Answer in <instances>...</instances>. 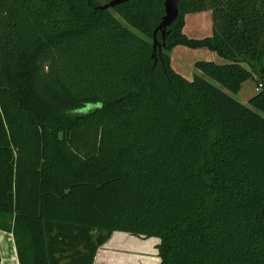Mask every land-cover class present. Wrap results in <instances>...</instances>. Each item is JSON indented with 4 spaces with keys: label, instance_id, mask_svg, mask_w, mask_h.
<instances>
[{
    "label": "trees",
    "instance_id": "trees-1",
    "mask_svg": "<svg viewBox=\"0 0 264 264\" xmlns=\"http://www.w3.org/2000/svg\"><path fill=\"white\" fill-rule=\"evenodd\" d=\"M108 1L0 0V230L19 263L94 264L124 231L158 237L159 264H264V0H179L154 55L166 0ZM203 10L212 34L189 37ZM177 45L227 61L188 79ZM200 72L259 90L245 104Z\"/></svg>",
    "mask_w": 264,
    "mask_h": 264
},
{
    "label": "crops",
    "instance_id": "crops-1",
    "mask_svg": "<svg viewBox=\"0 0 264 264\" xmlns=\"http://www.w3.org/2000/svg\"><path fill=\"white\" fill-rule=\"evenodd\" d=\"M183 30L189 37L193 38L210 36L213 32L212 11L203 10L186 14ZM200 58L214 60L219 63L227 61L225 57L208 47L192 48L186 45H177L170 51L172 67L188 79H192L197 72L195 63ZM249 80L243 83L241 90L248 84ZM256 88L257 85L254 88L255 92H257ZM2 233L9 234L11 237L7 238L1 235ZM159 242L160 239L157 237H151L149 240L144 239V237L136 239L129 234L115 231L111 238L98 249L94 264H159L161 260L157 248ZM1 244H4V246L9 245V247L13 246L12 253L9 256H3L0 248L2 263L20 264L15 239L11 232L0 230V247ZM7 258L10 263L6 262Z\"/></svg>",
    "mask_w": 264,
    "mask_h": 264
},
{
    "label": "rangeland",
    "instance_id": "rangeland-1",
    "mask_svg": "<svg viewBox=\"0 0 264 264\" xmlns=\"http://www.w3.org/2000/svg\"><path fill=\"white\" fill-rule=\"evenodd\" d=\"M123 21V23H125V21L124 20H122ZM139 33V32H138ZM139 34H141V33H139ZM199 60H207V59H204V58H200ZM201 73V72H200ZM203 76H205L206 78H208L211 82H213L214 84H216L217 86H219V87H221V88H223V89H225L226 91H228V92H230L229 90H227L225 87H223L221 84H219L218 82H216L215 80H213L212 78H210V77H208V76H206L205 74H203V73H201ZM259 86L258 84H257V81L256 80H253V79H251V80H249L248 81V84H246L245 86H244V88L240 91V92H238V93H232V92H230L235 98H239L238 100H240L241 102H243V103H245V104H249V98H250V96L255 92V90H254V88H255V86ZM255 94V93H254ZM101 105V103L100 102H98V103H87V104H85V105H83L82 107H80V108H78V109H75V112H87V111H89V110H92V109H94V108H96V107H99ZM257 110V109H256ZM258 112H260L261 114H263L264 115V113L262 112V111H260V110H257ZM259 191H260V193H263V192H261L262 191V188L260 187L259 188ZM117 233H125V234H129L131 237H134V238H136V239H138V238H143L144 237V239H146V240H149L151 237H147V236H141V235H137V234H133V233H130V232H124V231H117ZM1 235H4L5 237H7V238H9V237H11L9 234H5V233H2ZM158 238V237H157ZM151 247V246H150ZM1 250H2V254H3V256L5 255V256H9V255H11V253H12V250L11 249H13V246L12 247H9V245H7V246H4V244H1ZM158 248V247H157ZM159 251V250H158ZM158 255H159V253H158ZM6 262H8V263H10V260L7 258V260H6Z\"/></svg>",
    "mask_w": 264,
    "mask_h": 264
},
{
    "label": "water",
    "instance_id": "water-1",
    "mask_svg": "<svg viewBox=\"0 0 264 264\" xmlns=\"http://www.w3.org/2000/svg\"><path fill=\"white\" fill-rule=\"evenodd\" d=\"M126 1L128 0H110L100 5V8L110 9ZM178 15H179V0H166L165 1V14L163 16L162 21L160 22V24L156 27L154 31L153 55L156 53L157 48H161L162 45H165L166 36L167 34L170 33L169 27L172 25V23L175 21ZM158 31H160L162 34V39H163L162 43L157 38Z\"/></svg>",
    "mask_w": 264,
    "mask_h": 264
},
{
    "label": "built area",
    "instance_id": "built-area-1",
    "mask_svg": "<svg viewBox=\"0 0 264 264\" xmlns=\"http://www.w3.org/2000/svg\"><path fill=\"white\" fill-rule=\"evenodd\" d=\"M259 90V86H257V88H256V91H258Z\"/></svg>",
    "mask_w": 264,
    "mask_h": 264
}]
</instances>
